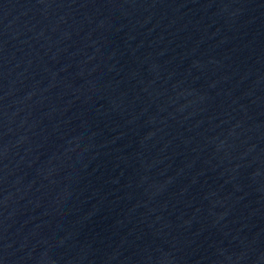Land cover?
<instances>
[{
	"label": "water",
	"instance_id": "water-1",
	"mask_svg": "<svg viewBox=\"0 0 264 264\" xmlns=\"http://www.w3.org/2000/svg\"><path fill=\"white\" fill-rule=\"evenodd\" d=\"M0 59L264 99V0H0Z\"/></svg>",
	"mask_w": 264,
	"mask_h": 264
}]
</instances>
